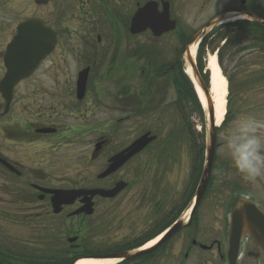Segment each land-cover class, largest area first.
<instances>
[{
	"label": "flooded vegetation",
	"instance_id": "flooded-vegetation-1",
	"mask_svg": "<svg viewBox=\"0 0 264 264\" xmlns=\"http://www.w3.org/2000/svg\"><path fill=\"white\" fill-rule=\"evenodd\" d=\"M70 1L66 4L69 5ZM148 1L134 0V9ZM154 1L160 9L163 1H167L172 15H178L177 20L182 16L181 11L187 8L221 11L242 8L259 15L264 11V0ZM110 4L108 0H79L78 9L97 14L96 22L90 23L92 28L87 27L89 32L58 34L56 28L55 48L30 76L15 85L11 100H7L0 89V264H71L81 257L91 256L75 251L88 243L85 238L94 225L90 220L96 215L108 214L110 201L117 199L137 179L124 178L120 173L133 165V175L143 166V153L151 145L115 171L100 177L111 165L112 157L143 133L141 94L139 98L138 94L128 93L121 81L114 82L118 89L112 93L103 82L105 75H111L115 70L130 71L133 66L125 57L115 65V59L123 57L124 53H120L112 31L101 32L106 30L103 27L105 21L111 25L115 23L109 17V12L111 18L113 15L109 11ZM116 10V15L121 16V11ZM20 21L0 19V88L6 73L7 46ZM123 24L127 31L128 19L123 18ZM74 42L77 43L73 45ZM137 56L142 61V47L138 42L128 50V57ZM80 74L82 81L87 75L83 94L79 92L82 87L78 84ZM257 105L253 103L247 107ZM241 108L232 113L230 99L226 125L235 115L244 114L246 108ZM131 120L135 124L127 126ZM128 129L133 133L128 134ZM220 131L222 128H217L210 178L197 203L195 197L203 172L204 147H200L195 165H189L187 183L181 188L178 185L177 189L175 180L169 179V189L172 186L175 189L170 194L165 188L167 178L161 185L160 180L154 183L151 197L155 202L154 219L147 225L148 229L124 243H117L119 250L99 256L111 257L118 252L146 248L150 246L149 242H156L161 233L176 224L173 233L157 242L149 252L122 259L118 264H230L233 257L237 264H262L257 241L244 227H233L231 215L241 198L254 200L264 210V181L256 185L246 182L231 167L230 161L218 154ZM79 145L83 147L80 152L69 151ZM156 149L152 150V163L158 160ZM87 150L82 159L89 166L97 165V170L72 174L69 169H64ZM201 159H204L202 165ZM172 168L174 165L170 171ZM120 181L127 186L115 198L95 194L89 200L93 209L91 213L79 211L87 203L84 191L75 198L68 197L67 202H58L59 189H109ZM160 188L164 190L162 194ZM166 196L175 199L170 208L162 210ZM232 243L236 245L233 249Z\"/></svg>",
	"mask_w": 264,
	"mask_h": 264
},
{
	"label": "rangeland",
	"instance_id": "rangeland-1",
	"mask_svg": "<svg viewBox=\"0 0 264 264\" xmlns=\"http://www.w3.org/2000/svg\"><path fill=\"white\" fill-rule=\"evenodd\" d=\"M67 1L69 0H54L47 5H38L34 0H0V19L18 21L25 16H41L56 26L59 32L63 34L81 35L88 33L87 27L92 28L90 23L93 21L96 22V12L94 11L88 14V9H78L79 0L76 3L74 0H71L69 5L66 4ZM108 1H111L109 11L114 15L111 18L110 12L108 11L109 17L115 23L111 25V23L105 21L103 27L106 30H101V32L109 33L112 31L116 35L120 53H124L123 57L115 59V65L122 62L125 57L127 61L131 60L133 66L130 71L123 72V70H115L113 74L105 75L103 82L107 84L112 93H115L118 87L114 82L121 81L125 83L123 86L127 89L128 93L138 94L137 97L141 94L146 107H153V111L140 112L142 132L151 130L157 133L159 137L153 147L160 148L162 146L161 151H164V154L159 158V165L156 166L158 162L153 161L152 163L151 161L152 150H147L148 152L146 151L147 153L143 154V166L137 173L135 171L131 175L133 165H129L120 173V176L124 178L129 179L133 177V179H137L134 180L132 186L126 192L122 193L117 199L110 201V211L108 214L104 216L96 215L90 220V223H94V225L91 226L87 238H85V241L87 240L88 243L75 250L78 254L93 256L113 253L118 249L117 243H124L134 238L141 231L148 229L147 225L152 224L150 221L154 219L155 202L151 199L154 183L160 180L159 185H161L164 179L167 178L165 182L166 192L169 191L172 194V192H175V189L173 186L171 190L169 189L171 185L169 179L171 181L175 180L174 186L176 188L178 185L181 188L187 178L189 165L191 167L195 165L197 154L199 151L201 152V149L197 146V138H206L209 124L206 119L205 125L202 127L203 121L201 120V115L192 96L186 93L185 86L182 84L179 86L177 84L173 75L176 74L175 68L177 62L175 63V61L182 56L183 40L182 35L180 36L179 33H182V31L185 34L189 33L216 11L215 9L202 11L201 9L187 8L181 11V27L177 28V30L167 35H162L161 37H154L150 31L138 35L139 37H131L125 29L123 18L128 19L127 15H131L134 11V0ZM116 9L121 11V16L116 15ZM261 13L264 16V11ZM233 29L236 31L235 28ZM219 36V32L218 35L215 33L207 41V46L205 51H203V58L201 59L203 71L206 70V73L209 75L207 71L208 55L220 47L218 61L223 73L227 77H230L228 78V87L229 90H232L229 96L231 99V108H233L231 112L236 113L241 106V109H245L248 104L254 103L258 104L257 107H247L246 111L243 110V113L262 117L264 114V85L257 86L251 84L250 79L255 76L253 72L258 73L257 70L264 71V60L259 59L260 53L258 52L264 49V47L256 41L247 43L245 40L238 45H233V42H231L228 47L223 48L222 44L224 40L219 38ZM136 42L142 44V46L151 45L158 48L162 56L160 69L154 71L153 68L149 67L147 58H145L143 53L142 61L138 59V56L137 58L128 57L129 48L135 46ZM76 43L74 42L73 45ZM247 45H251V47L247 48ZM197 60L199 63L198 58ZM141 65L142 70H140ZM258 81L262 82V79ZM150 87L154 88L153 94L150 92ZM117 96L114 98L116 108L119 107L117 105L119 102ZM153 102L158 104L153 105ZM125 104L128 110L129 106L127 103ZM143 107L144 105L141 106V108ZM235 107H237V110ZM134 124L135 121L133 120L127 122V126L130 127ZM224 124L225 122L223 124L221 123L220 128L222 130L228 126ZM203 128L205 129L203 130ZM173 131L176 132V136L172 134ZM131 133L133 131L128 129V134ZM219 141L221 142L220 134ZM193 144L194 148L192 149ZM219 148L217 149L218 154L224 157L220 153ZM82 149L83 147L79 145L70 148L69 151L80 152ZM166 149H169L168 154ZM88 151L78 155L77 160L67 164L64 169H69V172H72V174H80L86 170H97V165L89 166L82 159ZM166 159V164H163ZM202 164L203 162L200 165ZM171 165H174L175 168H172L170 171ZM130 169L131 171H129ZM159 192L162 194L164 190L160 188ZM173 197L166 196L165 200L162 201V210L164 207L167 208L169 206L170 208L172 206V200L175 199Z\"/></svg>",
	"mask_w": 264,
	"mask_h": 264
},
{
	"label": "water",
	"instance_id": "water-1",
	"mask_svg": "<svg viewBox=\"0 0 264 264\" xmlns=\"http://www.w3.org/2000/svg\"><path fill=\"white\" fill-rule=\"evenodd\" d=\"M38 4H46L50 0H35ZM165 7L162 10L158 9V4L155 1H149L144 6L137 9L132 17L131 32L138 33L150 28L155 35H161L164 32L172 30L176 27V21L171 19L169 5L164 3ZM236 13H244L248 18L257 21L264 25V18L243 10H237ZM230 14L223 13L207 23L200 31H198L190 40V44L196 43L202 36H204L211 28L217 25L221 20L229 17ZM56 43V32L53 28L48 26L42 19L31 17L22 21L18 26V33L8 45V52L6 55V66L8 71L2 81V90L5 91V86L8 85L5 93L11 92L13 85L18 80L28 76L41 62V60L49 54ZM190 45L186 47L185 59L191 65L192 77L196 84L200 87L206 100L208 115H209V130H208V156L203 176L198 188V198L201 196L204 188L208 182L215 146V127H214V111L212 104V96L206 83L204 82L199 70L192 58L190 52ZM4 87V88H3ZM8 90V91H7ZM149 133L142 135L136 142H134L129 149L130 153L123 156L124 152L116 155L113 159L115 163L104 172L101 176L113 171L121 165L130 155L143 149L155 136L148 138ZM124 187L123 183H119L112 189H92L87 191L91 197L100 193L104 196H115ZM58 202H67L68 197L74 194H81L80 191L74 192H58ZM90 197V198H91ZM83 209L92 212L91 203H88ZM82 209V210H83ZM177 225H175L167 235L171 234ZM232 226H244L247 232L258 241V245L263 252L264 264V212L251 200H243L234 210L232 215ZM235 247L232 245V249ZM149 250V249H148ZM148 250H142L136 253H123L126 257H132ZM232 264V261H231Z\"/></svg>",
	"mask_w": 264,
	"mask_h": 264
},
{
	"label": "clouds",
	"instance_id": "clouds-1",
	"mask_svg": "<svg viewBox=\"0 0 264 264\" xmlns=\"http://www.w3.org/2000/svg\"><path fill=\"white\" fill-rule=\"evenodd\" d=\"M220 153L246 182L264 181V118L241 114L221 131Z\"/></svg>",
	"mask_w": 264,
	"mask_h": 264
},
{
	"label": "trees",
	"instance_id": "trees-1",
	"mask_svg": "<svg viewBox=\"0 0 264 264\" xmlns=\"http://www.w3.org/2000/svg\"><path fill=\"white\" fill-rule=\"evenodd\" d=\"M234 28H237L236 31H234ZM230 29V30H229ZM225 30V31H224ZM229 30V31H228ZM214 32H219V35L227 37V40H234V43H240L243 41L244 36H246L248 33L252 36H254L255 41L258 42L259 44H262L264 47V26L254 23L251 21H237L234 23H227L225 25H221L217 27ZM207 38H204L203 41L200 44L199 48V54H198V59H199V68L202 71L203 70V64L201 62V59L203 58V51L205 48V45L207 43ZM143 54L145 55V58H147V64L151 68H156L160 69L161 68V62H162V56L158 51V48H155L154 46H144L143 47ZM160 56V57H159ZM177 61H175L176 63ZM169 68V67H168ZM171 69V68H170ZM169 69V70H170ZM176 74L173 75V78L176 80L178 85L180 86L181 84L185 86V91L188 93L190 96H192L193 101L196 104V107L198 108L199 114H203V110L199 104V101L197 99V96L195 94V91L193 89V85L190 82L189 78L185 74L183 67L180 62H177L176 65ZM204 78L206 81H208V75L203 74Z\"/></svg>",
	"mask_w": 264,
	"mask_h": 264
},
{
	"label": "bare ground",
	"instance_id": "bare-ground-1",
	"mask_svg": "<svg viewBox=\"0 0 264 264\" xmlns=\"http://www.w3.org/2000/svg\"><path fill=\"white\" fill-rule=\"evenodd\" d=\"M242 16L232 17V19H239ZM196 46L192 48V54H195ZM207 68L211 73V94L213 96L214 110H215V120L216 124L219 125L227 110V96H228V80L225 74L222 72V68L219 65L217 55L215 53H210L207 58ZM188 72H191V65L187 67ZM198 86V85H197ZM198 93L201 97L203 103H205V98L202 91L197 87ZM155 240L149 242L148 245L154 243ZM119 258H103V259H93V258H83L77 261L76 264H115L119 262Z\"/></svg>",
	"mask_w": 264,
	"mask_h": 264
}]
</instances>
